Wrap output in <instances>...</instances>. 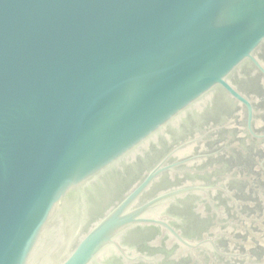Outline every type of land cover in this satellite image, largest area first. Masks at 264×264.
Returning <instances> with one entry per match:
<instances>
[{
  "label": "water",
  "instance_id": "obj_1",
  "mask_svg": "<svg viewBox=\"0 0 264 264\" xmlns=\"http://www.w3.org/2000/svg\"><path fill=\"white\" fill-rule=\"evenodd\" d=\"M0 264H264V0H0Z\"/></svg>",
  "mask_w": 264,
  "mask_h": 264
}]
</instances>
